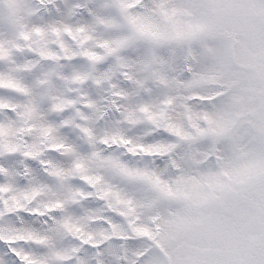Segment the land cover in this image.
Segmentation results:
<instances>
[{"label":"snow or ice","instance_id":"1","mask_svg":"<svg viewBox=\"0 0 264 264\" xmlns=\"http://www.w3.org/2000/svg\"><path fill=\"white\" fill-rule=\"evenodd\" d=\"M0 264H264V0H0Z\"/></svg>","mask_w":264,"mask_h":264}]
</instances>
